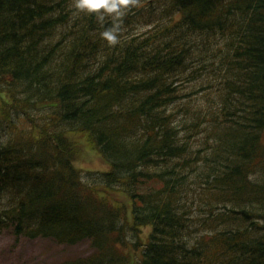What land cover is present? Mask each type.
Wrapping results in <instances>:
<instances>
[{
  "label": "trees",
  "instance_id": "obj_1",
  "mask_svg": "<svg viewBox=\"0 0 264 264\" xmlns=\"http://www.w3.org/2000/svg\"><path fill=\"white\" fill-rule=\"evenodd\" d=\"M113 15L0 0V231L88 241L68 264H264V0H136L110 45Z\"/></svg>",
  "mask_w": 264,
  "mask_h": 264
},
{
  "label": "rangeland",
  "instance_id": "obj_2",
  "mask_svg": "<svg viewBox=\"0 0 264 264\" xmlns=\"http://www.w3.org/2000/svg\"><path fill=\"white\" fill-rule=\"evenodd\" d=\"M147 27L139 26L137 29H140L138 31H143ZM204 84L206 83H184L182 85V93L190 92L194 96L193 94H198L200 92L199 87ZM193 100L199 102L198 98ZM3 106V102L0 101L1 110ZM72 141L76 146V151L74 150V165L81 169L82 173L108 168V164L84 135H72ZM111 195L115 196H111L114 200L120 199L125 203L124 199L116 191H111ZM149 230V227H143L140 236L144 238ZM92 252L93 250L88 241L64 244L45 237L16 236L10 229L0 231V264H68L71 259L86 256Z\"/></svg>",
  "mask_w": 264,
  "mask_h": 264
},
{
  "label": "clouds",
  "instance_id": "obj_3",
  "mask_svg": "<svg viewBox=\"0 0 264 264\" xmlns=\"http://www.w3.org/2000/svg\"><path fill=\"white\" fill-rule=\"evenodd\" d=\"M135 3L136 0H73V6L77 10L86 11L88 13H98L101 19H103L105 13L114 14V25L106 28L101 33V36L106 39L110 45H115L120 40L118 33L122 31L120 28L122 21L116 18L124 16L126 10Z\"/></svg>",
  "mask_w": 264,
  "mask_h": 264
}]
</instances>
